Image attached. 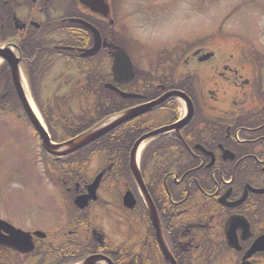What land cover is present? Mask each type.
<instances>
[{"label": "flooded vegetation", "instance_id": "1", "mask_svg": "<svg viewBox=\"0 0 264 264\" xmlns=\"http://www.w3.org/2000/svg\"><path fill=\"white\" fill-rule=\"evenodd\" d=\"M107 2L109 14L102 16L79 0H0V47L35 44L48 37L51 59L69 53L81 60L94 36L69 19L82 18L111 44L102 45L97 53L109 65L100 78L109 103L129 109L173 92L161 105L113 129L107 134L113 141L104 136L77 150L71 177L47 174L53 186H64L61 201L71 210L54 235L61 233L66 252L72 248L69 240L77 235L81 256L97 255L110 264L243 263L249 247L264 233V62L242 57V47L227 51L223 45L213 49L194 43L180 53L182 59L169 73L164 70L170 67L158 57L170 47L154 46L143 34L135 39V50L140 49L150 65L140 68L134 49L116 34L115 0ZM116 46L129 54L136 70V76L123 83L114 81L112 71ZM208 50L214 54L204 60ZM109 83L139 96L123 99L106 87ZM179 91L187 93L188 100ZM174 124L134 154L159 225L150 213L147 192L133 173V147L144 135ZM54 163L61 168L68 159L58 157ZM100 174L97 197L79 206L76 198L87 195ZM228 228L232 239L227 237ZM1 233L2 239L14 240L9 230ZM48 239L47 233L44 238L34 235L35 252L28 256L0 244V264H32L34 260H28L35 253L49 257L51 248L43 250L51 246ZM62 253L66 264L69 256ZM70 253V258L75 255ZM103 260L95 264L108 262ZM249 260L244 264H264V251Z\"/></svg>", "mask_w": 264, "mask_h": 264}, {"label": "rangeland", "instance_id": "2", "mask_svg": "<svg viewBox=\"0 0 264 264\" xmlns=\"http://www.w3.org/2000/svg\"><path fill=\"white\" fill-rule=\"evenodd\" d=\"M115 5L116 34L134 49L140 68H149L150 65L145 54L140 49L135 50V39L144 38L143 34L148 35L154 46L170 47L158 57L165 62V67H170L164 70L167 72L175 65L179 53L194 43L213 46V49L226 46L227 51L242 47V57H250L251 61L259 57L264 62V0H115ZM166 58L170 60L167 62ZM64 60L63 56L57 55L52 67L48 61L37 65L36 96L30 90L27 72L22 67L38 113L44 120L40 103L52 124L57 122L60 114L61 118L77 116L88 102L85 98L72 99L70 91L84 76L70 70ZM108 66L106 62V68ZM52 69L54 74H51ZM60 73L65 75L61 81L57 79ZM2 89L0 85V96ZM9 96L7 103L12 104L15 97ZM13 103L18 108V104ZM14 104L12 111L7 113L0 109V218H9L26 230L42 229L48 232L49 243L57 245L65 240L54 234L64 226L65 216L71 210L61 201L62 189L53 186L45 175L46 168L53 175L58 171L49 163L43 165L39 137L29 120L23 119L24 111L16 110ZM63 124H57L60 135H64ZM49 248L53 247L47 244L43 250ZM49 254V257L45 256L44 264L59 258L52 255L55 254L53 251ZM41 256L33 257L34 262Z\"/></svg>", "mask_w": 264, "mask_h": 264}, {"label": "water", "instance_id": "3", "mask_svg": "<svg viewBox=\"0 0 264 264\" xmlns=\"http://www.w3.org/2000/svg\"><path fill=\"white\" fill-rule=\"evenodd\" d=\"M93 2H95L96 0H92ZM99 5H90L92 7V9L94 11H99L102 14H106V10L103 9L104 7V3L102 0H99ZM103 3V4H102ZM88 26H90L92 29H94V32L96 33V44L94 46L93 49L88 50L86 54H93L96 50L97 47L100 45V34L98 32V30H96L94 27H92L91 25L87 24ZM0 56L5 57L10 66H11V72H12V77H13V81H14V85L15 88L19 94L20 99L22 100L24 107L26 109L27 114L29 115L32 123L34 124V126L36 127V129L38 130V132L41 135V138L43 139V145L46 148V150H48L50 153L55 154V155H67L71 152L76 151L77 149L87 145L88 143L96 140L97 138L101 137L102 135H104L105 133H107L108 131H110L111 129H113L114 127H116L117 125L131 119L134 116H137L141 113H144L145 111L150 110L151 108H153L154 106H156L159 103L162 102V99H160L159 101H155L153 102L152 105L150 106H144L138 109H133V110H127L122 112L121 114L117 115V118L112 121L111 123L101 126V127H97V128H93L85 133H83L82 135L73 138L67 142L61 143V144H54L51 139L50 136L47 132V130L45 129V127L43 126V124L41 123L40 119L37 117L36 113L34 112L24 89L23 83H22V79H21V75H20V68H19V58H17L14 54H12L11 52H9L8 50H0ZM116 58L114 61V72L115 75L118 76L119 73H123L125 74L129 79L132 78L135 75V71L133 69V64L131 62V59L129 58V56L125 53V52H118L116 54ZM178 93V92H177ZM123 96H132V94H125L122 93ZM180 95H182L184 98L187 99V97H185L183 94L180 93ZM169 127H164L160 130H155L149 134L144 135L142 138H140L134 145L133 147V160H132V169H133V173L135 175V177L137 178V181L139 182V184L141 185L142 188L146 187L144 185V182L142 180L141 174L139 169L137 168V165L134 161V154L137 151V148L139 147V145L143 142L144 139H147L150 136H153L157 133H160L162 131L167 130ZM98 179L91 185V189H90V194L87 196H84L82 198H85L83 200H81L82 198L79 199L78 204L79 205H83V202H86L88 198H93L94 196V192L98 186ZM147 192V190H146ZM147 196H148V205H149V210L150 213L154 219V223L158 224V218H157V213H156V208L155 205L149 195V193L147 192ZM5 229V230H9L10 232H14V240H4L2 238H0V243L3 244H7L10 245L12 247H15L16 249L20 250L21 252H29L33 249V242L31 240V236L29 232H26L24 230L21 229H16L13 228L8 222H5L3 220H0V230L1 229ZM227 237L228 239H232L231 233L229 232V230L227 231ZM237 235L234 234V238H236ZM241 247H239L240 249ZM258 251H264V234L261 235L260 237H258L256 239V241L253 243V245L251 246V248L246 252L245 256L243 257V260L245 261L248 257H250L252 254L258 252ZM170 255V254H169ZM93 259H91L89 262H92ZM244 264V263H242Z\"/></svg>", "mask_w": 264, "mask_h": 264}, {"label": "trees", "instance_id": "4", "mask_svg": "<svg viewBox=\"0 0 264 264\" xmlns=\"http://www.w3.org/2000/svg\"><path fill=\"white\" fill-rule=\"evenodd\" d=\"M24 47V46H23ZM30 49V51H29ZM25 50H26V55L29 56L31 59V62H27V72L30 76V81H35V76L33 74H35V69L37 67V63L34 61H36V57L39 58L40 55L38 54L39 51V47L37 48V50L35 48H31L29 46H25ZM38 54V55H37ZM0 82L3 83L4 89L5 90H10L11 92L13 91L12 85H11V76H10V71L9 68L7 67L6 64H4L2 66V68L0 69ZM116 101V100H115ZM101 107H103L102 111H101V115H99L98 117H94V116H84V117H79L77 122L73 123V125L75 126L76 129H74V131H83L91 126H93V124H95V122L98 119H101L107 115H109L110 113H114L117 112V110H119V108H122V106L118 103H109V101H105V102H101L100 104ZM103 113V114H102ZM113 136H105V141H113L114 139L112 138Z\"/></svg>", "mask_w": 264, "mask_h": 264}, {"label": "bare ground", "instance_id": "5", "mask_svg": "<svg viewBox=\"0 0 264 264\" xmlns=\"http://www.w3.org/2000/svg\"><path fill=\"white\" fill-rule=\"evenodd\" d=\"M29 99H30V101H31V103L33 104V101H32V99H31V97L29 96ZM34 106V105H33ZM157 213V212H156ZM157 218H158V215H157ZM159 219V218H158Z\"/></svg>", "mask_w": 264, "mask_h": 264}]
</instances>
